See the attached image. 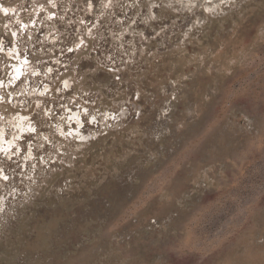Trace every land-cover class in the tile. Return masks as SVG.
<instances>
[{"label": "rangeland", "instance_id": "obj_1", "mask_svg": "<svg viewBox=\"0 0 264 264\" xmlns=\"http://www.w3.org/2000/svg\"><path fill=\"white\" fill-rule=\"evenodd\" d=\"M1 129L0 264H264V0H0Z\"/></svg>", "mask_w": 264, "mask_h": 264}, {"label": "bare ground", "instance_id": "obj_2", "mask_svg": "<svg viewBox=\"0 0 264 264\" xmlns=\"http://www.w3.org/2000/svg\"><path fill=\"white\" fill-rule=\"evenodd\" d=\"M205 11V10H204ZM207 12V11H206ZM23 65V64H22ZM20 71H21V65L20 64H18V65H15L14 66V70H13V76L12 77H16V76H18L19 74H21L20 73ZM23 71V70H22ZM20 76V75H19ZM15 79V78H14ZM66 84V83H65ZM45 89V88H44ZM41 91V90H40ZM74 114H76V113H74ZM74 114L72 115V116H74ZM19 115V114H18ZM71 115H70V117H72ZM22 119H23V117H22V115L20 116V117H18V121L17 122H15L14 124H13V126L14 127H16V128H18L17 130H18V132L19 131H21V130H23L24 128H23V126H22V124L24 125V123H22ZM15 120V119H14ZM25 126V125H24ZM29 127V126H28ZM2 134H3V130L1 129L0 130V148H2L3 150H5L7 147H9V145H10V143H11V141H9V140H5L4 141V139L2 138ZM19 135V133L17 134V136ZM15 137V136H14ZM13 141V140H12ZM14 143V142H13ZM12 144V143H11Z\"/></svg>", "mask_w": 264, "mask_h": 264}]
</instances>
